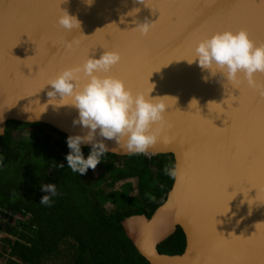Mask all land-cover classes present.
<instances>
[{
	"label": "water",
	"instance_id": "obj_1",
	"mask_svg": "<svg viewBox=\"0 0 264 264\" xmlns=\"http://www.w3.org/2000/svg\"><path fill=\"white\" fill-rule=\"evenodd\" d=\"M62 10L78 29L58 24ZM145 21L152 27L141 35ZM241 29L264 44V0H0V137L9 122L86 135L72 98L53 100L48 82L116 51L120 62L96 75L162 98L164 121L152 125L158 138L144 153H129L123 138L96 140L120 157L172 155L177 171L150 217L121 222L127 238L150 264H264V73L252 87L243 73L233 82L225 70L187 62L199 41ZM179 229L184 252L161 253Z\"/></svg>",
	"mask_w": 264,
	"mask_h": 264
},
{
	"label": "trees",
	"instance_id": "obj_2",
	"mask_svg": "<svg viewBox=\"0 0 264 264\" xmlns=\"http://www.w3.org/2000/svg\"><path fill=\"white\" fill-rule=\"evenodd\" d=\"M67 138L49 126L19 122H9L0 137V216L8 217L9 235L0 243V264H150L121 222L150 217L165 202L174 181L165 169L175 168L174 157L105 153L81 175L68 168ZM81 151L87 158L91 148ZM130 180L133 189H118ZM45 184L56 186L51 206L40 204L51 195L42 191ZM185 246L179 229L158 249L175 255Z\"/></svg>",
	"mask_w": 264,
	"mask_h": 264
},
{
	"label": "clouds",
	"instance_id": "obj_3",
	"mask_svg": "<svg viewBox=\"0 0 264 264\" xmlns=\"http://www.w3.org/2000/svg\"><path fill=\"white\" fill-rule=\"evenodd\" d=\"M57 22L69 32L80 27V21L67 10H62ZM151 27L152 24L145 21L139 23L135 29L141 35H147ZM67 47L71 48V43ZM120 60L118 52L105 51L99 59L88 58L82 65L65 69L48 82L52 91L47 95L53 100L59 96V101L71 97L72 105L79 110L78 123L88 129L86 135L67 138L71 151L66 160L68 168L73 172L83 175L89 168L95 169L101 162V157L108 148L103 140H96L97 135L117 142L123 138L129 153H144L158 138L159 130L152 131V125L164 121L166 105L163 99L152 98L143 93L134 95L121 79L96 75L97 72H109ZM187 62H197L202 69L211 70L215 66L225 70V77L233 82L237 81L239 73H243L249 86L255 87V74L264 73V44L256 45L244 29L238 32H217L199 41L192 60ZM81 73L87 77L83 86L79 85ZM82 143L91 144L87 158L81 151ZM165 172L172 177L177 176L175 169L166 168ZM41 188L51 195L43 196L40 204L51 206V197L56 195V186L45 184Z\"/></svg>",
	"mask_w": 264,
	"mask_h": 264
},
{
	"label": "rangeland",
	"instance_id": "obj_4",
	"mask_svg": "<svg viewBox=\"0 0 264 264\" xmlns=\"http://www.w3.org/2000/svg\"><path fill=\"white\" fill-rule=\"evenodd\" d=\"M18 135L21 138L22 137L26 138V140L30 138V135L28 133L27 134L26 133L22 134V132H20ZM134 186H136L135 181L134 180H130L128 182H123V183L119 184V188L118 189H120L121 191H124V192H128V191H130V188L132 187V189H133ZM7 221H8V217L5 218L3 216H0V243H2V244L4 243L3 240L5 238H9V235L5 232V228L8 226V222Z\"/></svg>",
	"mask_w": 264,
	"mask_h": 264
}]
</instances>
